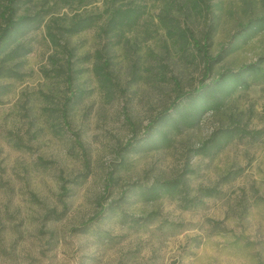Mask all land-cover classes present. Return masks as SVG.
<instances>
[{
  "label": "rangeland",
  "instance_id": "rangeland-1",
  "mask_svg": "<svg viewBox=\"0 0 264 264\" xmlns=\"http://www.w3.org/2000/svg\"><path fill=\"white\" fill-rule=\"evenodd\" d=\"M54 1L18 0V14L69 11ZM94 1L88 8L101 6ZM166 1L174 4L170 12L162 11ZM146 3L136 27L125 33L129 42H108V59L100 60L107 61L106 84L93 71L97 59H78L106 43L97 28L69 38L73 86L57 70L65 69L66 56L46 38L45 18L19 36L29 50L7 62L17 77L0 78V264H264V132L236 137L210 156L193 153L221 126L264 130V70L219 112L172 130L165 146L136 153L122 148L175 99V81L183 92L193 91L201 79L264 57V22L256 23L264 0H210L211 12L204 8L188 20L178 0ZM161 15L186 21L199 39L213 20L209 52L225 46L227 54L208 76L201 55L166 34ZM71 96L67 124L60 108ZM85 161L90 174L67 184L64 214L45 219L48 210L63 209L60 178H75ZM184 172L188 198L217 183L219 192L187 207L167 195L153 202L121 195ZM110 202L114 211L90 220Z\"/></svg>",
  "mask_w": 264,
  "mask_h": 264
},
{
  "label": "trees",
  "instance_id": "trees-1",
  "mask_svg": "<svg viewBox=\"0 0 264 264\" xmlns=\"http://www.w3.org/2000/svg\"><path fill=\"white\" fill-rule=\"evenodd\" d=\"M61 7H68L69 11L55 13L50 9L43 12L36 11L34 14H18V0H6L0 2V78L17 77L18 71L11 67L9 61L21 57L29 49H24L23 41L19 36L31 27H38L45 18L44 32L49 43L62 50L66 56V67H58L57 70L64 74V79L68 86H73L74 79L72 75V58L75 57L74 48L69 45V38L91 28H97L99 36L107 41L96 49L93 53L86 52L78 59H97L93 63V71L103 84L110 82L109 72L105 70L107 61L100 62L101 59H108L105 56L108 42L115 39L111 45L119 44L121 40L129 42L125 37L126 32L132 31L138 24L140 18L145 13L147 5L146 0H101V6L88 8L94 0H55ZM210 0H178L179 6L183 10L186 20L191 19L196 14H201L204 8L211 12ZM173 3L166 1L162 11L170 12ZM168 16L161 15L160 23L166 31V34L174 38L180 48L184 44L191 45L202 57L205 76L212 71L213 66L220 62L227 50L222 46L215 54L209 52V36L213 29V20L208 24L207 31L202 39L197 38L191 27L184 22L181 25L180 19L172 21ZM264 22V14L256 18V23ZM106 62V63H105ZM264 70V57H260L256 62L242 64L237 69L226 68L212 77L208 81L201 79L198 86L189 92H183L178 87V81H175L179 93L171 104L157 113L147 124L142 137L130 139L122 147L127 152H141L150 149H157L170 142L169 133L172 130H181L196 125L199 119L207 112L217 113L224 108L227 101L233 94L240 89L248 88L251 84V76L254 73ZM2 85H0V88ZM74 96V95H73ZM73 96L66 98L60 108L61 117L67 124L71 111L70 104ZM80 97V93L78 94ZM78 98V97H76ZM77 100V99H76ZM264 132L263 129H248L239 124L228 127H218L193 149L194 155L210 156L224 148L232 139L236 137H256ZM185 173L178 174L171 179L157 180L150 185H133L130 191L125 189L121 192L126 196L130 194H139L145 201L153 202L160 197L167 195L177 197L183 203L184 207L194 205L198 197H212L219 192L218 183L213 187H199L197 195L188 198V183L185 179ZM90 174L89 163L85 161L84 171L80 172L73 179L61 177L60 201L63 209L57 212L56 209H50L45 214V219L60 218L66 208L64 197L70 196L71 187L67 184L78 185ZM112 179L110 173L109 180ZM226 179V177L224 178ZM223 180V179H222ZM221 182V180L219 181ZM112 202L108 206H102L90 220H95L99 215L114 211ZM149 217H131L130 221L139 223L147 222ZM86 227L82 229L86 230Z\"/></svg>",
  "mask_w": 264,
  "mask_h": 264
}]
</instances>
